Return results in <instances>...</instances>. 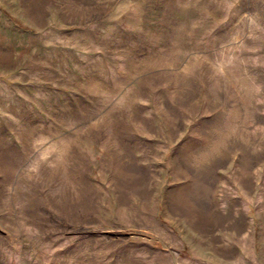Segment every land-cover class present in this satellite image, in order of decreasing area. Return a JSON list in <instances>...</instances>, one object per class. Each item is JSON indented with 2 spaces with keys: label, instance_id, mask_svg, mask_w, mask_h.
I'll list each match as a JSON object with an SVG mask.
<instances>
[{
  "label": "rangeland",
  "instance_id": "1",
  "mask_svg": "<svg viewBox=\"0 0 264 264\" xmlns=\"http://www.w3.org/2000/svg\"><path fill=\"white\" fill-rule=\"evenodd\" d=\"M0 264H264V0H0Z\"/></svg>",
  "mask_w": 264,
  "mask_h": 264
}]
</instances>
